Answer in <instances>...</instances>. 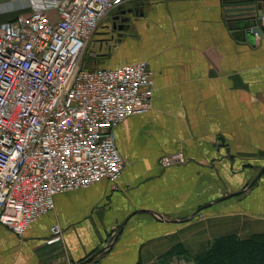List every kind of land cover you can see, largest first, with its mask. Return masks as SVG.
<instances>
[{"label":"crops","instance_id":"1","mask_svg":"<svg viewBox=\"0 0 264 264\" xmlns=\"http://www.w3.org/2000/svg\"><path fill=\"white\" fill-rule=\"evenodd\" d=\"M226 5L129 0L117 11L130 17L114 32L117 42L104 33L114 16L101 26L89 66L145 61L154 79L151 110L115 129L126 162L118 190L103 181L56 196L55 209L23 238L0 228V264H153L181 247L190 258L228 233H264V22L262 36L249 40L230 23L236 5ZM254 6L264 13V0ZM28 11L26 0H0V24ZM179 151L185 164L160 165ZM56 224L63 241L50 245ZM181 257L168 264H195Z\"/></svg>","mask_w":264,"mask_h":264},{"label":"built area","instance_id":"2","mask_svg":"<svg viewBox=\"0 0 264 264\" xmlns=\"http://www.w3.org/2000/svg\"><path fill=\"white\" fill-rule=\"evenodd\" d=\"M127 1L26 0L27 14L0 24V228L19 238L60 194L103 181L118 190L126 162L115 129L151 110L153 72L145 61L102 68L87 60L97 31ZM63 233L54 225L47 243Z\"/></svg>","mask_w":264,"mask_h":264},{"label":"trees","instance_id":"3","mask_svg":"<svg viewBox=\"0 0 264 264\" xmlns=\"http://www.w3.org/2000/svg\"><path fill=\"white\" fill-rule=\"evenodd\" d=\"M258 1L251 0L252 3ZM225 3L233 6L244 4V1L225 0ZM178 255L188 256L183 247L175 248L153 264H168L172 257ZM190 258L197 264H264V233H257L245 239L234 234L221 237L216 239L207 251L193 254Z\"/></svg>","mask_w":264,"mask_h":264},{"label":"water","instance_id":"4","mask_svg":"<svg viewBox=\"0 0 264 264\" xmlns=\"http://www.w3.org/2000/svg\"><path fill=\"white\" fill-rule=\"evenodd\" d=\"M230 13H232L230 16L233 19V22L235 24V27H237L238 30L243 31L247 38L249 40H255L256 36L255 34H259L260 36H262V31H263V10L259 9L256 12V7L251 6L250 4H237L236 6H233L230 10ZM126 15V12L121 13L120 16H124ZM120 16L118 17H113L111 18L112 20V25H107V32L105 33V35L110 38V40H113L114 42H117V38L115 37L114 32L117 29L123 30L125 29L124 26H117V23L119 20L123 19L120 18ZM132 18V17H131ZM257 18V23L253 22L254 19ZM125 20H129L128 18H124ZM126 20V21H127ZM129 22V21H128ZM123 25H127L126 22H121ZM112 26V29H111ZM126 27V26H125ZM109 41V40H108ZM95 257V256H94ZM94 257L90 258L88 262H90L91 260L94 259Z\"/></svg>","mask_w":264,"mask_h":264},{"label":"rangeland","instance_id":"5","mask_svg":"<svg viewBox=\"0 0 264 264\" xmlns=\"http://www.w3.org/2000/svg\"><path fill=\"white\" fill-rule=\"evenodd\" d=\"M245 4H250L251 6H253V3L252 2H249V3H245ZM52 15H53V13H52ZM127 17H129V16H127ZM262 18H264V16L262 17ZM232 23H233V25L235 26V24H234V22L232 21ZM89 53H90V50H89V52H88V55H89ZM89 58V61H90V59H92L91 58V56L90 57H88ZM92 61V60H91ZM178 154H184L182 151H179V152H177V153H174V154H171V155H167V157L168 156H173V157H175V156H178ZM184 156H185V154H184ZM164 157H166V156H164ZM164 157H162L161 158V160L164 158ZM185 159H184V163L183 164H185L186 162H187V159H186V156L184 157ZM161 160H160V165H161ZM181 162H179V163H177L176 165H174L173 167H175V166H180V165H183ZM254 185V183H251V185H250V187L248 186L244 191H245V195H248V194H250V192L252 191L251 189H252V186ZM251 190V191H250ZM242 196V195H241ZM237 197V196H236ZM238 197H240V196H238ZM234 198V195H233V197H230V198H228V200L229 199H233ZM221 200H224V201H226L227 200V197H224V198H222ZM219 206V205H218ZM217 205H215V206H209V207H207L206 209L207 210H209L210 208H214V207H218ZM232 207H234V206H229V208L230 209H232ZM206 209H204L205 211H206ZM203 210V211H204ZM224 211H225V209H224ZM223 212V210L221 211L220 210V213H222ZM198 213V216L196 217L197 219L196 220H198V221H200V220H203L204 218H205V214L203 213V212H201L202 214H200V212H197ZM263 220V219H262ZM182 223H187V220H182L181 221ZM262 223H264V220L262 221ZM239 223H234L233 224V229L234 230H242L243 228H241V227H238L237 225H238ZM240 225V224H239ZM230 229L232 228V226L230 225V227H229ZM261 229H264V228H261ZM252 230V231H251ZM255 230V228L253 229L251 226H245L244 227V233H246V234H249V233H252L253 231ZM234 233H236V232H234ZM234 233H228V234H226V235H223V236H220V237H215L213 240H211L209 243H208V249L210 248V246L212 245V243L216 240V239H219V238H221V237H224V236H230V235H233ZM241 233H243V232H241ZM254 234H257V233H253L252 235H254ZM234 235H236V234H234ZM207 249V250H208ZM206 250V251H207ZM205 252V251H204ZM201 253H203V252H201ZM199 254V253H198ZM185 257V258H184ZM184 257H181V258H184V260L185 261H192L188 256H184ZM194 262V261H193ZM195 263V262H194ZM195 264H197V263H195Z\"/></svg>","mask_w":264,"mask_h":264},{"label":"flooded vegetation","instance_id":"6","mask_svg":"<svg viewBox=\"0 0 264 264\" xmlns=\"http://www.w3.org/2000/svg\"><path fill=\"white\" fill-rule=\"evenodd\" d=\"M121 14H119L118 12L117 13H115L114 14V17L116 18V17H118V16H120ZM120 18H123V19H121V20H119L118 21V23H117V26H126V25H123L121 22H126L127 23V19L125 20L124 18H125V16H120ZM111 29H112V26H111Z\"/></svg>","mask_w":264,"mask_h":264},{"label":"bare ground","instance_id":"7","mask_svg":"<svg viewBox=\"0 0 264 264\" xmlns=\"http://www.w3.org/2000/svg\"><path fill=\"white\" fill-rule=\"evenodd\" d=\"M27 8H28V6H27ZM29 9V8H28ZM128 18V17H127ZM130 18V17H129ZM128 18V19H129ZM263 19V22H264V18H262ZM127 23H128V21H127ZM262 25H263V23H262ZM125 28V27H124ZM256 36V38H260L261 36L259 35V34H256L255 35ZM162 166V165H161ZM163 167V166H162ZM163 168H171V167H163Z\"/></svg>","mask_w":264,"mask_h":264}]
</instances>
